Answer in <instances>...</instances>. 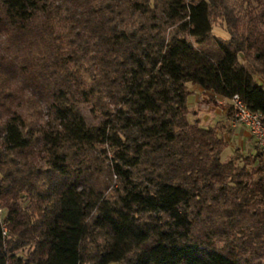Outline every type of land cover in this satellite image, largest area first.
Returning <instances> with one entry per match:
<instances>
[{
  "label": "trees",
  "instance_id": "trees-1",
  "mask_svg": "<svg viewBox=\"0 0 264 264\" xmlns=\"http://www.w3.org/2000/svg\"><path fill=\"white\" fill-rule=\"evenodd\" d=\"M243 4L0 0V264H264L262 151L188 119L197 84L264 120Z\"/></svg>",
  "mask_w": 264,
  "mask_h": 264
},
{
  "label": "built area",
  "instance_id": "built-area-1",
  "mask_svg": "<svg viewBox=\"0 0 264 264\" xmlns=\"http://www.w3.org/2000/svg\"><path fill=\"white\" fill-rule=\"evenodd\" d=\"M218 107L231 114L230 124L245 126L251 134L255 145L264 155V120L258 112L252 111L241 97L235 94L231 98L215 96ZM6 209L0 204V225L3 235L8 234Z\"/></svg>",
  "mask_w": 264,
  "mask_h": 264
},
{
  "label": "crops",
  "instance_id": "crops-1",
  "mask_svg": "<svg viewBox=\"0 0 264 264\" xmlns=\"http://www.w3.org/2000/svg\"><path fill=\"white\" fill-rule=\"evenodd\" d=\"M190 94L188 97H192L194 101V105L191 109H189L188 113V119L189 115L191 114V119H189L191 122L198 120L199 124L202 126H207V122L202 123L201 117H209L210 115H206L207 113L212 114V118L214 117L217 119L216 125L214 127H217L219 132L225 131V129H228L231 131V128L234 129L231 132V137L236 138L239 142V148L242 151H246L248 154L252 153L255 150V142L249 133L248 129L243 125H237L235 127H232L230 125V119L231 115L230 113L222 110L220 107H213L211 109H199V106L201 102L206 98L207 95H211L210 92H205L202 87H200L197 84H189L188 85ZM203 114V115H202ZM223 121V122H222ZM226 121L229 123V127H226ZM212 122V121H210ZM209 123V122H208ZM222 134V133H221ZM222 136L228 141L225 134H222Z\"/></svg>",
  "mask_w": 264,
  "mask_h": 264
},
{
  "label": "rangeland",
  "instance_id": "rangeland-1",
  "mask_svg": "<svg viewBox=\"0 0 264 264\" xmlns=\"http://www.w3.org/2000/svg\"><path fill=\"white\" fill-rule=\"evenodd\" d=\"M233 2H235L236 4H240L241 2H243V5H246V0H232ZM243 11V10H241ZM229 37L228 32L226 31V25L225 23L220 19V18H213L212 21V34L210 39L206 42L205 45H210V46H215L216 45V40L220 39V38H224L227 39ZM258 82H261V80L259 79V77H256ZM262 83V82H261ZM188 106L189 109H191L194 105V101L192 97H188ZM217 102L215 101V97L213 95H207L206 98L201 102L199 109H211L213 107H217ZM203 115V114H202ZM206 115H210L208 118L207 117H201V122H207V126H211L214 127L216 125V121L217 119H215L214 117L212 118V114L211 113H207ZM189 119H191V114L189 115ZM207 120V121H206ZM212 121V122H210ZM223 122V121H222ZM231 125V124H230ZM226 127H229V123L228 121H226ZM234 131V129L231 128V131ZM229 129L227 131V129H225V131H222V134H225V136L227 137V139L229 140V143L227 145V147L224 149L223 153H222V160L226 161L229 158L233 157L235 155V153L237 151H242L240 150L239 146V142L237 141L236 138L231 137V132ZM244 154H248L246 151H242ZM254 152V151H253ZM252 152V153H253ZM115 183V178H114V182Z\"/></svg>",
  "mask_w": 264,
  "mask_h": 264
}]
</instances>
